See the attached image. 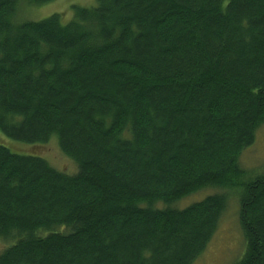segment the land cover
<instances>
[{"label": "trees", "instance_id": "1", "mask_svg": "<svg viewBox=\"0 0 264 264\" xmlns=\"http://www.w3.org/2000/svg\"><path fill=\"white\" fill-rule=\"evenodd\" d=\"M0 0V132L55 138L69 175L0 144V264H192L238 191L245 248L264 264V171L242 151L264 122V0ZM165 203L158 207L157 203Z\"/></svg>", "mask_w": 264, "mask_h": 264}, {"label": "rangeland", "instance_id": "2", "mask_svg": "<svg viewBox=\"0 0 264 264\" xmlns=\"http://www.w3.org/2000/svg\"><path fill=\"white\" fill-rule=\"evenodd\" d=\"M95 5L96 0H52L41 5L26 6L19 10L18 17L21 21H39L58 13L63 14L66 22L72 17L73 6L92 7ZM0 144L14 153L40 156L55 169L66 174L72 175L77 172L76 164L60 151L55 138L42 144H23L0 132ZM238 165L247 172L244 177L245 181L264 171V122L257 128L254 142L242 151ZM214 194L226 195V208L207 247L192 264H233L244 252L245 242L238 220L237 190L207 186L171 203V206L184 208ZM157 206L165 207L166 205L159 202ZM8 243L0 241V252L6 248Z\"/></svg>", "mask_w": 264, "mask_h": 264}]
</instances>
